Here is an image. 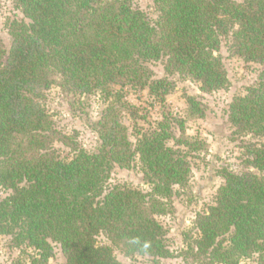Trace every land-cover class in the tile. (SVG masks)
Instances as JSON below:
<instances>
[{
    "label": "trees",
    "instance_id": "16d2710c",
    "mask_svg": "<svg viewBox=\"0 0 264 264\" xmlns=\"http://www.w3.org/2000/svg\"><path fill=\"white\" fill-rule=\"evenodd\" d=\"M151 19L131 0H13L23 19L9 25L10 49L0 39V235L21 248L13 264H50L55 245L64 264H123L147 256L149 264L172 257L159 217L190 185L191 157L206 152L189 135L185 118L170 111L147 128L124 90H147L161 106L174 90L170 76L197 80L204 93L227 89L230 79L218 55L224 39L235 55L261 65L258 80L235 96L228 122L235 136L262 141L242 145L243 169H222L215 202L195 219L198 237L190 254L198 264H264V0H153ZM1 5V0H0ZM164 60L156 78L148 63ZM58 87L78 97L101 90L106 107L91 121L98 150L90 152L55 124L45 105ZM77 101V100H76ZM187 116L203 117L197 96H187ZM71 154L63 156L56 144ZM139 163L150 190L109 186L115 167ZM105 234L111 244H100Z\"/></svg>",
    "mask_w": 264,
    "mask_h": 264
},
{
    "label": "rangeland",
    "instance_id": "374dc122",
    "mask_svg": "<svg viewBox=\"0 0 264 264\" xmlns=\"http://www.w3.org/2000/svg\"><path fill=\"white\" fill-rule=\"evenodd\" d=\"M133 6L143 10L151 19L156 20L158 12L153 0H131ZM243 1V0H237ZM21 10L14 6L13 0H1L0 5V39L7 49L11 46L9 25L13 20L23 19ZM228 71L230 85L212 93H204L197 80L183 78L178 74L170 76L174 82V90L167 96L165 105L154 101L147 90H124V100L134 104L138 111L136 120L127 113L124 121L131 131V140L135 143V123L141 128H147L156 119L161 117L162 111H170L174 115L185 118V128L189 135L206 141L208 150L191 157L192 175L190 185L185 190H179L173 198V211L161 215L160 221L168 230L167 243L172 251V257L163 259L164 264H198L190 254V244L198 237L195 219L199 212L205 211L215 202L219 187L224 178L218 172L224 168L240 172L243 169L242 145L247 142L262 141L254 135L235 136L233 128L228 122V109L232 99L244 95L247 87L258 80L261 65L247 62L235 55L228 47V39H224L218 52ZM156 78L167 75L164 60H155L148 63ZM197 96L204 107V116L189 118L187 116V96ZM77 100V101H76ZM45 105L52 114L58 128L72 133L79 132L80 145L90 152L98 150L100 140L98 134L91 128L90 122L99 119L106 107V96L101 90L90 95L78 97L65 94L58 87H52L45 97ZM60 153L65 156L71 154L70 149L62 143L56 144ZM130 184L141 190L148 191L139 163L133 168L115 167L111 173L109 186ZM0 186V199L7 195ZM100 244H111L105 234L98 238ZM56 254L50 259V264H64L65 257L58 245H55ZM21 248L15 246L9 236L0 235V264H13L21 255ZM117 258L123 264H149L147 256L136 255L127 257L115 248ZM242 264H259L257 257L242 260Z\"/></svg>",
    "mask_w": 264,
    "mask_h": 264
}]
</instances>
